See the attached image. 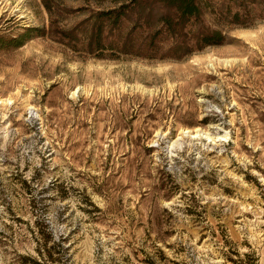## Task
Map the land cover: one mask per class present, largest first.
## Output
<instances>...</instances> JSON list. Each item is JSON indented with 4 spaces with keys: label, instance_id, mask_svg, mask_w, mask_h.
<instances>
[{
    "label": "rangeland",
    "instance_id": "rangeland-1",
    "mask_svg": "<svg viewBox=\"0 0 264 264\" xmlns=\"http://www.w3.org/2000/svg\"><path fill=\"white\" fill-rule=\"evenodd\" d=\"M257 1L174 59L58 39L108 0H0V264H264Z\"/></svg>",
    "mask_w": 264,
    "mask_h": 264
},
{
    "label": "trees",
    "instance_id": "trees-1",
    "mask_svg": "<svg viewBox=\"0 0 264 264\" xmlns=\"http://www.w3.org/2000/svg\"><path fill=\"white\" fill-rule=\"evenodd\" d=\"M210 1L108 0L110 6L91 10L76 25L61 30L58 39L74 50L80 49L97 57L107 55L106 50L110 55L181 59L206 46L228 41L226 31L206 24L207 14L219 25L246 27L258 4L257 0H225L214 4ZM43 3L52 27L57 12L50 0H43ZM261 13L264 17V12ZM41 34L49 33L43 29ZM145 262L155 264L151 258H146Z\"/></svg>",
    "mask_w": 264,
    "mask_h": 264
},
{
    "label": "bare ground",
    "instance_id": "bare-ground-1",
    "mask_svg": "<svg viewBox=\"0 0 264 264\" xmlns=\"http://www.w3.org/2000/svg\"><path fill=\"white\" fill-rule=\"evenodd\" d=\"M183 132H185V133H188L189 131H187V130H184ZM197 134H198V132H197ZM197 134H195V135H197ZM207 137H209V136H207Z\"/></svg>",
    "mask_w": 264,
    "mask_h": 264
}]
</instances>
